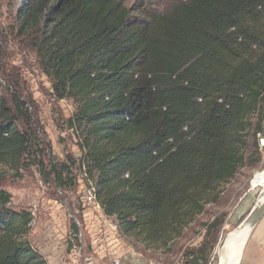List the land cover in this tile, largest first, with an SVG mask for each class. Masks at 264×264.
Returning a JSON list of instances; mask_svg holds the SVG:
<instances>
[{"label":"trees","instance_id":"1","mask_svg":"<svg viewBox=\"0 0 264 264\" xmlns=\"http://www.w3.org/2000/svg\"><path fill=\"white\" fill-rule=\"evenodd\" d=\"M17 20L56 98L75 105L67 126L104 214L148 248L181 238L246 164L253 115L264 132V0H20ZM7 91L0 162L34 158L75 186L77 161L48 158L25 127L29 102ZM11 199L0 190V264H45L32 213Z\"/></svg>","mask_w":264,"mask_h":264},{"label":"rangeland","instance_id":"2","mask_svg":"<svg viewBox=\"0 0 264 264\" xmlns=\"http://www.w3.org/2000/svg\"><path fill=\"white\" fill-rule=\"evenodd\" d=\"M139 2L141 0H127L131 6ZM19 6L20 0H0V82L9 94L16 93L29 102L32 121L25 127L42 141L39 149L43 151L44 139L48 158L63 162L70 155L77 161L73 174L76 185L70 188L59 186L53 177L47 178L34 158H26L19 170L10 163L0 162V190L12 196V209L32 213L28 238L45 264H72L70 236L76 222L81 225L85 254L93 256L99 264L117 258L124 264H187L190 252H196L201 263L207 256V264H216L223 238L250 223L249 214L263 191L256 186L255 179L256 173L264 171V159L256 149L254 135L258 114L250 118L246 164L231 181L220 186L217 201L205 205L181 238L166 247L148 248L139 238L120 234L114 217L106 218L104 212L84 202L87 185L82 179L86 173L82 153L75 132L67 126L75 105L71 100L61 101L54 95L30 39L19 28ZM41 158L43 160V156ZM114 225L117 230L113 229ZM256 227L251 230L241 264H262L261 261L251 262L247 254ZM254 257L264 261V250L258 249Z\"/></svg>","mask_w":264,"mask_h":264},{"label":"built area","instance_id":"3","mask_svg":"<svg viewBox=\"0 0 264 264\" xmlns=\"http://www.w3.org/2000/svg\"><path fill=\"white\" fill-rule=\"evenodd\" d=\"M259 150L263 155L264 159V132H259L256 135ZM82 179L86 182L87 190L84 195V202L87 204H92L96 209L103 212L102 206L97 200L96 197V188L91 179H89L87 173L84 174ZM105 215V214H104ZM106 218H110L106 216ZM77 226V232L71 231L70 242H71V259L72 264H99L98 261L93 256H87L84 252V237L81 230V225L79 222L75 224ZM114 230H117V227L114 225ZM119 230V229H118ZM106 264H124L121 258L112 260Z\"/></svg>","mask_w":264,"mask_h":264},{"label":"bare ground","instance_id":"4","mask_svg":"<svg viewBox=\"0 0 264 264\" xmlns=\"http://www.w3.org/2000/svg\"><path fill=\"white\" fill-rule=\"evenodd\" d=\"M255 179L257 181L256 186L263 189V197L259 199V205H261L264 202V171L256 173ZM251 230V223H245L237 230L228 233L218 248L216 264H241Z\"/></svg>","mask_w":264,"mask_h":264},{"label":"crops","instance_id":"5","mask_svg":"<svg viewBox=\"0 0 264 264\" xmlns=\"http://www.w3.org/2000/svg\"><path fill=\"white\" fill-rule=\"evenodd\" d=\"M249 251L248 255L251 259V262L261 261L262 264H264L263 259L258 260L254 257L255 252L258 251V249L264 250V216L260 220V222L257 224V227L254 231V234L252 236L251 241L249 242Z\"/></svg>","mask_w":264,"mask_h":264},{"label":"water","instance_id":"6","mask_svg":"<svg viewBox=\"0 0 264 264\" xmlns=\"http://www.w3.org/2000/svg\"><path fill=\"white\" fill-rule=\"evenodd\" d=\"M262 197H263V192L260 193L259 199H261ZM258 202L253 208V210L250 212L249 217H248V220H250L252 229L256 227V225L260 222V220L264 216V202L261 205H259Z\"/></svg>","mask_w":264,"mask_h":264}]
</instances>
